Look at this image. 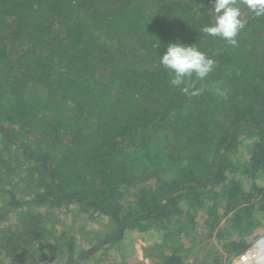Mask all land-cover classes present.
<instances>
[{
  "label": "trees",
  "instance_id": "1",
  "mask_svg": "<svg viewBox=\"0 0 264 264\" xmlns=\"http://www.w3.org/2000/svg\"><path fill=\"white\" fill-rule=\"evenodd\" d=\"M211 6L212 0H0V195L22 208L19 224L0 229V251L10 258L16 245L11 263L23 252L18 264L33 261L35 249L51 264L33 245L46 229H32L40 217L32 209L43 206L107 216L119 227L111 242L126 229L165 228L183 213L192 223L205 209L211 232L221 217L237 224L238 239L224 245L232 255L247 248L241 236L254 225L255 209H264L253 200L264 190L253 182L256 191L245 192L238 180L227 182V173L251 180L264 174V16L242 5L246 25L232 47L203 31ZM176 40L196 43L215 60L191 98L170 86L159 64L164 46ZM243 137L254 140L248 164L238 166L229 157ZM142 173L153 187L139 184ZM17 183L36 192L19 200ZM132 191L137 200L123 212ZM64 244L73 263L74 246ZM161 264L185 263L173 251Z\"/></svg>",
  "mask_w": 264,
  "mask_h": 264
},
{
  "label": "rangeland",
  "instance_id": "2",
  "mask_svg": "<svg viewBox=\"0 0 264 264\" xmlns=\"http://www.w3.org/2000/svg\"><path fill=\"white\" fill-rule=\"evenodd\" d=\"M1 140L3 139H0V142H2ZM253 140V138L243 137L235 152L230 155L229 161L237 163L238 166L248 164ZM139 160L140 158L137 155L134 162L138 163ZM13 167L16 169L15 161ZM14 169H9V172L11 170L13 172ZM16 172H18L17 174H21V176L23 174V171L19 173L20 170L18 169H16ZM227 176L229 179L227 182L230 185L229 181L231 178L238 180L241 189L245 192L253 193L256 191L252 186L253 182L264 190V174L262 172H258L255 180H251L248 176L240 174V172L236 174L228 172ZM141 177L143 181L139 182V184L147 188L153 187L152 179H147V175H143V173ZM15 181L18 182L19 180L16 178ZM17 186L20 189L16 192L15 197L19 200L21 198L28 199L32 193L36 192L34 189H24V193L20 191L23 190L21 189L22 184L17 183ZM136 194V191L126 194L123 200V212L128 209V205L134 206V201L135 199L137 200ZM262 196L261 193L258 196H253V200L260 201L264 205V197ZM7 202L6 196L0 195V229L5 227L14 228V225L20 223L17 218V212H20L22 208L10 207ZM224 203L225 199H221L219 203L220 207L218 208L219 214L223 212L222 206ZM32 213L40 216L38 220H34L35 223L37 222V228L32 227V229L38 230L41 227L46 229L43 241L35 239L33 245L43 248L48 258H51V264H72V262L68 261L69 253L67 246L64 244V240L66 239L71 241L74 246L73 258L82 259V264H161V256L173 251L177 252L185 264L209 263L214 258H220L223 264H237V257L239 256V254L232 255L224 246L226 245L225 243L229 242L228 240L238 239L236 233L237 224L229 216L221 217L217 229L211 232L203 223L206 218L205 209L200 210L196 214L195 220L192 223L186 222L187 218H185L186 216L183 213L181 216L172 217V221L168 222V224L165 223L166 225L162 223L165 228L155 224L142 232L136 228L126 229L120 238L114 242H111V240L116 235L115 231H118V224L97 211L91 209L84 210L83 208L71 205L68 208L43 206L32 209ZM251 218H253L254 225H250L247 235L241 236L247 242V248L251 245L254 246L257 240L264 236V209L258 210L256 208ZM181 221H184L183 224L186 226V229L178 233V230L175 231V229ZM218 230H222L220 237L217 236ZM168 231H171V233L175 232L173 234L170 233L165 238L163 235ZM28 248H30L31 252L34 249L29 246ZM16 250V245H13L11 242L10 249H8L10 251V258L5 255L7 253L3 254L0 251V264H18L17 261L24 260L25 252L20 256V260L11 263L13 252H16ZM32 255L34 260H25L26 263L24 264H49L47 261L39 260L35 249ZM79 255L81 256L79 257ZM82 256L83 258H81Z\"/></svg>",
  "mask_w": 264,
  "mask_h": 264
},
{
  "label": "clouds",
  "instance_id": "3",
  "mask_svg": "<svg viewBox=\"0 0 264 264\" xmlns=\"http://www.w3.org/2000/svg\"><path fill=\"white\" fill-rule=\"evenodd\" d=\"M242 5L255 17L264 16V0H212V19L203 31L227 45L238 47L237 37L246 25V20L241 18ZM160 47L157 41L156 49ZM164 47L163 53L158 55L159 64L167 72L170 86L179 88L189 98L198 95L201 90L195 85L210 75L215 60L196 43L184 44L176 40Z\"/></svg>",
  "mask_w": 264,
  "mask_h": 264
},
{
  "label": "built area",
  "instance_id": "4",
  "mask_svg": "<svg viewBox=\"0 0 264 264\" xmlns=\"http://www.w3.org/2000/svg\"><path fill=\"white\" fill-rule=\"evenodd\" d=\"M252 247L253 245L249 246L239 254V256L237 257V264H260L255 256V254L259 255V251H255Z\"/></svg>",
  "mask_w": 264,
  "mask_h": 264
},
{
  "label": "bare ground",
  "instance_id": "5",
  "mask_svg": "<svg viewBox=\"0 0 264 264\" xmlns=\"http://www.w3.org/2000/svg\"><path fill=\"white\" fill-rule=\"evenodd\" d=\"M258 242V243H257ZM257 245L255 243V248L254 246L252 247L255 251H259V255H256V258L258 259V261L260 262V264H263L264 262V236L260 237L258 240H257Z\"/></svg>",
  "mask_w": 264,
  "mask_h": 264
},
{
  "label": "water",
  "instance_id": "6",
  "mask_svg": "<svg viewBox=\"0 0 264 264\" xmlns=\"http://www.w3.org/2000/svg\"><path fill=\"white\" fill-rule=\"evenodd\" d=\"M117 229H119V227L117 228ZM117 232V230L115 231V233ZM114 235V234H113ZM113 235H112V237H113ZM84 256V255H83ZM82 256V257H83ZM78 261H79V259H77L76 261H74L72 264H77L78 263Z\"/></svg>",
  "mask_w": 264,
  "mask_h": 264
}]
</instances>
